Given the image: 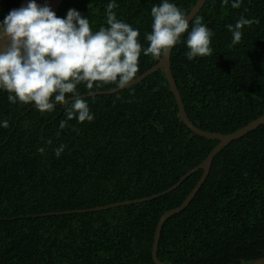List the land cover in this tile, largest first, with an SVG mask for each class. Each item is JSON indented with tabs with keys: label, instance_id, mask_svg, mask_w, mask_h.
Instances as JSON below:
<instances>
[{
	"label": "trees",
	"instance_id": "1",
	"mask_svg": "<svg viewBox=\"0 0 264 264\" xmlns=\"http://www.w3.org/2000/svg\"><path fill=\"white\" fill-rule=\"evenodd\" d=\"M23 0H2L0 22ZM187 16L197 0H170ZM109 0H64L56 15L76 9L93 31L106 24ZM117 18L139 29L143 47L160 0H115ZM258 21L242 29L233 46L227 25L241 17ZM214 33L212 55L187 59L183 43L171 52L172 77L192 124L231 134L264 114V0L239 9L207 0L194 19ZM159 60L141 54V76ZM102 85L80 95L92 122L68 121L66 106L40 113L10 104L0 92V264H154L156 225L178 208L202 176L199 170L174 191L154 200L79 214L162 193L200 165L218 144L179 122L162 71L112 95ZM70 99V98H69ZM70 105V102H69ZM66 122V127L59 126ZM52 141L51 145L46 142ZM66 145L57 158L54 149ZM46 148V154L37 152ZM158 260L166 264H240L264 257V124L233 141L213 160L191 203L162 227Z\"/></svg>",
	"mask_w": 264,
	"mask_h": 264
},
{
	"label": "clouds",
	"instance_id": "2",
	"mask_svg": "<svg viewBox=\"0 0 264 264\" xmlns=\"http://www.w3.org/2000/svg\"><path fill=\"white\" fill-rule=\"evenodd\" d=\"M221 2L228 5L230 0ZM242 2L231 0V7L239 9ZM116 7L115 0H109L107 26L96 31L76 9L61 18L49 6L29 0L26 6L11 10L0 22V42H7L0 48V92L7 93L8 102L32 105L42 114L64 105L68 121L90 123L94 115L81 98L79 85L90 90L102 85L127 87L137 76L141 54L160 60L180 43L186 46L189 61L212 55V30L201 17L190 28L184 11L170 0H160L151 8L147 47L138 40L139 29L117 18ZM257 22L241 16L234 25H227L233 46L241 42L242 29ZM8 127L7 120H0V128ZM59 127H66V122ZM65 147L54 149L57 158ZM37 152L45 155L46 148Z\"/></svg>",
	"mask_w": 264,
	"mask_h": 264
},
{
	"label": "water",
	"instance_id": "3",
	"mask_svg": "<svg viewBox=\"0 0 264 264\" xmlns=\"http://www.w3.org/2000/svg\"><path fill=\"white\" fill-rule=\"evenodd\" d=\"M1 1L2 0H0V2ZM63 1L64 0H35V2L40 6H44V5L49 6L50 9L53 12H55V14L58 11L61 4L63 3ZM206 1L207 0H197L196 4L192 7L190 12L186 16L188 23H190L194 19V17L197 15V13L203 7V5L205 4ZM28 2H29V0H23L20 3V5L17 7V9H19L20 7L26 6ZM6 43H7L6 41L0 42V48L6 46ZM171 52H172V50H171ZM171 52L168 55L162 57L154 66L150 67L141 76H139V77L135 78L133 81L129 82L127 87H124V88L118 87L116 89H112V90H108V91H104V92L90 93L86 96L88 97V96H95V95H112V94L117 93L119 91H122L124 89L131 88L134 85H136V84L140 83L141 81H143L144 79H146L148 76H150V75H152L158 71H162L164 74V78L167 81L169 90L175 99V103H176L177 110H178L179 122L181 124H184L186 126V128L189 129L191 132H193L195 135H198V136L206 138V139L218 141V144L209 153V155L206 157V159L200 165H198L196 168L188 171L184 176H182L180 178V180L177 183H175L169 189L163 191L162 193L150 196L148 198H143V199L134 200V201H125V202H120V203H114L111 205H106L103 207H97V208L88 209V210H74V211H69V212L67 211V212H60V213H49L46 215H44V214L36 215V216H32V218H40V217H44V216H54V215L79 214V213H87V212H94V211H103V210H107V209L114 208V207L132 205V204H137V203H142V202L154 200L156 198L162 197V196L169 194L170 192L174 191L190 175H192L194 172L201 170L202 176H201L200 180L195 185V187L192 189V191L188 194V196L183 201V203L178 208H175V209H172V210L165 212L160 217V219L156 225L154 238H153V244H152L151 258H152V261L154 264H166V263L159 261L158 257H157L158 245H159V240H160V235H161V230H162L163 225L171 217L181 213L184 209H186L188 207V205L191 203V201L193 200V198L195 197L197 192L201 189V187L205 183V181H206V179L210 173L214 158L223 149H225L230 143H232L233 141L241 139L245 135L249 134L250 132L254 131L256 128H258L259 126L264 124V114H263L259 118L248 123L246 126L238 129L237 131H235L231 134H227V135H222L219 133H210V132H206V131H203V130L196 128L192 124V122L188 119V117L186 115L183 102L181 100L180 94L178 92V89H177L176 84L174 82V79L172 77L171 68H170ZM84 97H85V95L81 96V98H84ZM69 102H71V98L69 99ZM61 106H63V105H61ZM240 264H264V257L259 258L257 260H252L249 263L242 262Z\"/></svg>",
	"mask_w": 264,
	"mask_h": 264
}]
</instances>
